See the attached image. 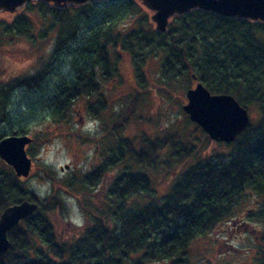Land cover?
<instances>
[{
  "label": "trees",
  "instance_id": "trees-1",
  "mask_svg": "<svg viewBox=\"0 0 264 264\" xmlns=\"http://www.w3.org/2000/svg\"><path fill=\"white\" fill-rule=\"evenodd\" d=\"M24 10L27 14L0 20V48L15 41L32 45L49 35L54 43L37 71L0 80V140L27 135L28 127L40 121L54 125L69 121L74 103L81 98L87 99L85 114L99 118L106 108L99 80L117 77L121 52L130 57L136 94L153 88L144 73L146 63L153 60L158 66L157 90L167 100L175 99L177 89L186 92L191 83L200 82L212 94L234 96L255 112L257 120L249 121L232 142H218L228 148L226 152L195 157L180 168L168 190L158 196L150 172L161 164L179 167L194 156L195 141L211 142L179 103L183 127L174 132L159 130L155 136L139 131L135 137H121L130 108L115 114L111 126L104 127L113 144H106L103 161L79 177L54 182L48 197L42 199L25 189V179L16 177L0 159V214L22 200L38 204L8 230L9 247L0 256V264H194L186 253L191 242L230 219L246 191L263 196L254 217L264 220V22L193 10L172 16L166 31L159 32L139 0L66 8L30 2ZM33 18L41 25L37 31ZM65 52L68 73L47 81L56 74L53 63ZM21 87L39 89L40 94L23 106L25 111L5 131L9 97ZM32 139L29 149L42 140ZM118 166L103 202L91 203V196H86L102 184L104 174ZM47 177H53L51 171H46ZM59 190L76 192L89 220L75 237L61 236L50 220L62 207ZM259 239L264 246V230ZM256 264H264V252Z\"/></svg>",
  "mask_w": 264,
  "mask_h": 264
},
{
  "label": "rangeland",
  "instance_id": "rangeland-1",
  "mask_svg": "<svg viewBox=\"0 0 264 264\" xmlns=\"http://www.w3.org/2000/svg\"><path fill=\"white\" fill-rule=\"evenodd\" d=\"M24 8L25 6L14 12H0V20L8 22L15 15L21 12L26 13ZM148 13L151 15V11L148 10ZM33 21L34 31H37L41 25L36 18H33ZM53 43L54 38L49 35L48 38L37 39L32 45L28 42L15 41L11 45L0 48V80L7 81L12 77L32 74L37 71L48 59ZM66 53H61L53 63V71L56 74L47 77V81L50 82L52 77L59 74L68 73ZM117 68V77H109L107 81L99 80L101 85L99 93H101L104 102L106 101V108L96 120L85 114L87 99L81 98L74 103L69 114V121L58 125L40 121L28 127V136L42 138L40 144H36L33 149H29V146L26 147L28 156L32 160V166L23 183L24 188L33 192L37 199L48 197L54 182L79 177L81 173H88L103 161L106 144H113L112 135L106 133L104 127L111 126L115 114L130 108L128 121L119 132L121 137L132 138L139 131L148 136H155L159 130L165 131V133L174 132L175 129L178 130L185 124L184 117L179 112V104L183 105L187 101L185 92L177 89L176 97L172 101L167 100L165 95L158 92L157 62L152 60L145 65V76L153 88H150L148 93L144 91V94L135 93L138 87L134 81L133 66L127 53H120ZM189 86L193 87L194 83ZM38 90L23 87L15 89L8 101L9 116L7 118L9 120L3 127L5 131L14 125L18 117L25 111L23 106L32 103L38 97L40 94V90ZM248 114L250 121L256 122L255 112L248 111ZM194 144L197 147L196 152L184 164L179 167L161 164L150 172L152 187L157 196L168 190L170 181L176 176L178 170L195 161V157L200 159L228 150L224 144L219 145L218 141L213 140L210 143L195 141ZM65 166L68 167L65 168ZM119 169L120 166L113 167L108 174H104L102 184H99L100 186L92 194L86 196H91L92 201L89 199L91 203L103 202L106 187ZM46 171L52 172L53 179L46 178ZM59 191L62 207L59 213L51 214L50 220L61 236L64 238L75 237L80 229L89 223V220L80 207L76 192ZM262 197L252 191H246L233 208L234 211L230 219L220 221L209 233L191 242L186 252L190 263L256 264L264 252V246L259 239L264 230V220L254 217L256 211L260 209ZM135 198L137 197L132 199ZM84 200L88 202L87 198Z\"/></svg>",
  "mask_w": 264,
  "mask_h": 264
},
{
  "label": "water",
  "instance_id": "water-1",
  "mask_svg": "<svg viewBox=\"0 0 264 264\" xmlns=\"http://www.w3.org/2000/svg\"><path fill=\"white\" fill-rule=\"evenodd\" d=\"M107 0H0V12H14L30 2L51 3L56 8L83 6L89 2ZM151 11L150 20L159 32L166 31L172 16L193 10L221 17L264 22V0H139ZM195 79L194 75H192ZM186 103L181 106L188 119L196 123L209 139L230 143L247 127L248 110L230 94H212L202 83L195 82L185 92ZM28 135L6 136L0 140V159L9 165L16 177H28L32 160L26 146L32 142ZM68 166H65L67 168ZM38 207L34 201L22 200L5 207L0 214V256L8 247L7 232Z\"/></svg>",
  "mask_w": 264,
  "mask_h": 264
},
{
  "label": "flooded vegetation",
  "instance_id": "flooded-vegetation-1",
  "mask_svg": "<svg viewBox=\"0 0 264 264\" xmlns=\"http://www.w3.org/2000/svg\"><path fill=\"white\" fill-rule=\"evenodd\" d=\"M105 176V175H104ZM104 176H103V178H104Z\"/></svg>",
  "mask_w": 264,
  "mask_h": 264
}]
</instances>
